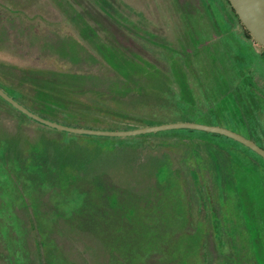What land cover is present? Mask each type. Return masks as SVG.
Segmentation results:
<instances>
[{
  "label": "rangeland",
  "instance_id": "1",
  "mask_svg": "<svg viewBox=\"0 0 264 264\" xmlns=\"http://www.w3.org/2000/svg\"><path fill=\"white\" fill-rule=\"evenodd\" d=\"M52 12L67 20L55 0H0L2 88L33 97L17 70L71 69L99 83L112 76L97 57L73 64L53 55L45 30L32 36L29 19L44 23ZM258 87L264 93V80ZM207 102L200 111L185 107L183 116L237 131L264 149L261 97L247 106L232 97ZM108 107L131 118L95 114L86 128L124 130L181 117L175 108L128 114ZM176 130L184 137L189 129ZM192 133L190 141L174 134H63L21 118L0 100V264H232L230 252H260L264 264L263 161L221 135ZM238 153L255 165L239 166Z\"/></svg>",
  "mask_w": 264,
  "mask_h": 264
},
{
  "label": "flooded vegetation",
  "instance_id": "2",
  "mask_svg": "<svg viewBox=\"0 0 264 264\" xmlns=\"http://www.w3.org/2000/svg\"><path fill=\"white\" fill-rule=\"evenodd\" d=\"M55 1L67 20H59L54 12L44 23L32 16V36L37 39L39 30H45L48 42L53 41L47 47L53 55L73 64L97 57L112 76L99 83L97 76L71 69L17 70L18 82L32 90L33 97L1 86L0 90L38 117L67 127L115 130L86 128V122L96 120L95 114L130 119L110 111V105L128 114L141 108H175L181 112L178 120L188 121L183 116L185 107L200 111L209 97H232L240 106L261 97L264 103V93L258 87L264 80V51L227 0ZM15 14L27 18L21 12ZM22 31L16 26L17 37Z\"/></svg>",
  "mask_w": 264,
  "mask_h": 264
},
{
  "label": "water",
  "instance_id": "3",
  "mask_svg": "<svg viewBox=\"0 0 264 264\" xmlns=\"http://www.w3.org/2000/svg\"><path fill=\"white\" fill-rule=\"evenodd\" d=\"M233 9L238 20L246 29L251 39L256 42L264 51V0H227ZM0 99L9 104L19 113L32 119L44 126L55 129L57 131L66 132L68 134H82L90 136L116 137L124 138L149 133H157L167 130L189 129L201 132L221 135L242 144L264 160V150L255 145L251 140L246 139L242 135L235 133L229 129L218 126H207L189 121H176L170 123H162L157 125H148L138 128L124 130H96L84 129L77 127H67L54 122L45 120L32 112L28 111L23 106L15 102L11 97L0 90Z\"/></svg>",
  "mask_w": 264,
  "mask_h": 264
},
{
  "label": "trees",
  "instance_id": "4",
  "mask_svg": "<svg viewBox=\"0 0 264 264\" xmlns=\"http://www.w3.org/2000/svg\"><path fill=\"white\" fill-rule=\"evenodd\" d=\"M1 100V99H0ZM2 101V100H1ZM3 102V101H2ZM5 103V102H3ZM6 104V103H5ZM9 108H11L12 110H14L11 106H9L8 104H6ZM21 118H24V119H27L25 116H23L22 114H20L19 112H17L16 110H14ZM124 116V115H122ZM128 118V117H127ZM131 118V117H130ZM194 130H187V133L185 134V139L186 140H189L191 138H193L195 135L192 133ZM164 133V134H162ZM165 134H174V135H178L180 137L183 138L184 140V137L181 136L179 134V132L177 130H169V131H165V132H158V133H151V134H145V135H139L138 137H144V136H157V135H165ZM213 136H216L214 134H212V138ZM137 137V136H136ZM210 137V136H209ZM180 138V139H182ZM190 141V140H189ZM215 146L217 144H214ZM219 148L222 149V147H220L219 145H217ZM238 158H236V160H239V162H237V164L239 166H243V164H251V165H255L254 162H252V160L247 156V155H244V154H240L238 153ZM264 163V162H263ZM220 166H221V161H217L216 164L214 163L213 164V167L214 169L216 170V168L219 169V172H220ZM219 172H217L216 174V177L220 180V182H222L224 180V177L222 176V174H219ZM262 172V170L260 171ZM226 180H228V183H231L233 182V179L230 178V176H228L227 178H225ZM233 252H230V257H231V260H232V264H258L256 262V259H255V256H258L260 261H261V264H262V260H261V253L259 252L258 254L257 253H251L249 255H245L243 252L239 255L237 254H232ZM263 254V253H262Z\"/></svg>",
  "mask_w": 264,
  "mask_h": 264
}]
</instances>
